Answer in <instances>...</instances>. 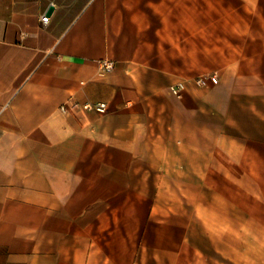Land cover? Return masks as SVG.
<instances>
[{"label":"crops","instance_id":"1","mask_svg":"<svg viewBox=\"0 0 264 264\" xmlns=\"http://www.w3.org/2000/svg\"><path fill=\"white\" fill-rule=\"evenodd\" d=\"M238 1L0 0V264H264V0L244 35Z\"/></svg>","mask_w":264,"mask_h":264},{"label":"rangeland","instance_id":"2","mask_svg":"<svg viewBox=\"0 0 264 264\" xmlns=\"http://www.w3.org/2000/svg\"><path fill=\"white\" fill-rule=\"evenodd\" d=\"M221 3L222 4L225 3L226 6H227V9H228L229 6H233L234 4H238L239 1L238 0H194L195 8L197 7L200 10H201V6L202 5L206 6V9H207V6H209L210 9H215L217 7V5L221 4ZM253 3L256 4V0H241V4L243 5V10H241V12H239V13L242 15L241 20H242V32H243V35H244L245 30H246L247 24L249 22V18L253 14V13H251L249 11V8L247 6L250 5V4H253ZM245 5H246V7L244 9ZM200 10L196 14L201 15V11ZM209 14H210V19L211 20H215L216 19V17H217L216 13L212 12V10L209 12ZM233 18H234L233 11L232 12L227 11L226 12L227 27L229 26L228 22L233 21ZM201 30H202L201 28H199L197 30V33H196L197 37L201 33ZM199 40L201 41V38H199ZM196 47L201 49L202 45H200V44L199 45H195V48ZM194 63H195V67H196L195 69L198 71V73L196 75H194L195 77L192 80L194 83H195L196 79L199 78V77L208 78L211 75H215L213 72L210 73V72L202 71L201 69H202V65H205V64L215 65L216 61H209V60L208 61H204L202 59H197V60L194 61Z\"/></svg>","mask_w":264,"mask_h":264},{"label":"built area","instance_id":"3","mask_svg":"<svg viewBox=\"0 0 264 264\" xmlns=\"http://www.w3.org/2000/svg\"><path fill=\"white\" fill-rule=\"evenodd\" d=\"M49 18L44 16L41 18V22L43 24L48 23ZM99 68L103 72H110L114 68L113 61L110 60H101L99 61ZM196 85L205 87L209 84H216L217 83V76L211 75L208 78L205 77H199L195 81ZM185 84L184 83H176L170 88V93L176 97L177 99H181L183 93L185 92ZM106 105L104 103H98L95 105L85 104L82 106H79L77 104L71 105L69 108H66L62 106L60 110L62 112L70 111V110H83V111H93L96 113H104L106 111Z\"/></svg>","mask_w":264,"mask_h":264},{"label":"water","instance_id":"4","mask_svg":"<svg viewBox=\"0 0 264 264\" xmlns=\"http://www.w3.org/2000/svg\"><path fill=\"white\" fill-rule=\"evenodd\" d=\"M51 10H52L51 8L48 10V14H50Z\"/></svg>","mask_w":264,"mask_h":264}]
</instances>
